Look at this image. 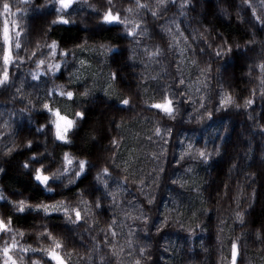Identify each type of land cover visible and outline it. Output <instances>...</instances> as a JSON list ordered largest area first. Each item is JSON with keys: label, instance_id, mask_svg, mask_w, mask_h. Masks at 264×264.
Masks as SVG:
<instances>
[{"label": "clouds", "instance_id": "clouds-1", "mask_svg": "<svg viewBox=\"0 0 264 264\" xmlns=\"http://www.w3.org/2000/svg\"><path fill=\"white\" fill-rule=\"evenodd\" d=\"M0 264H264V0H0Z\"/></svg>", "mask_w": 264, "mask_h": 264}]
</instances>
